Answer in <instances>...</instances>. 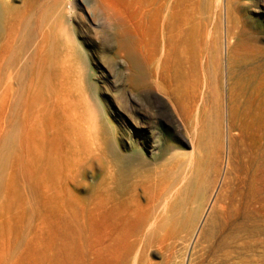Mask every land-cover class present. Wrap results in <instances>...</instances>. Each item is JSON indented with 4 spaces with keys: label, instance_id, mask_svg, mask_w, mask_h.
<instances>
[{
    "label": "bare ground",
    "instance_id": "6f19581e",
    "mask_svg": "<svg viewBox=\"0 0 264 264\" xmlns=\"http://www.w3.org/2000/svg\"><path fill=\"white\" fill-rule=\"evenodd\" d=\"M81 2L89 27L105 37L106 32L113 35L118 52L130 64L132 84H156L161 71L136 48L144 41L130 29L129 21L105 0ZM23 5L17 10L0 0V264H25L29 244H40L41 194L60 175L63 235L70 232L74 239L81 229L78 211L101 208L114 217L116 235L129 242L112 264H157L148 258L155 245L152 239H169L182 226L210 172V157L200 151L170 177V166L154 165L160 158L176 156L169 142L153 139L143 151L129 140L126 130L119 131V137L111 132L106 142L96 140L81 123L84 91L75 83L73 65L74 54L98 101L76 29L82 7L77 0H23ZM197 6L195 0H139V18L150 23L154 34H161L169 52L168 69L174 66L183 76L186 17L188 12L195 16ZM239 43L227 47L220 73L227 154L224 157L223 124L217 136L218 160L231 165L236 137L246 130L257 138L252 161L260 166L264 164V69L253 42ZM234 229L237 233L226 236V243L241 237L239 232L252 243H264V217L248 214Z\"/></svg>",
    "mask_w": 264,
    "mask_h": 264
},
{
    "label": "rangeland",
    "instance_id": "374dc122",
    "mask_svg": "<svg viewBox=\"0 0 264 264\" xmlns=\"http://www.w3.org/2000/svg\"><path fill=\"white\" fill-rule=\"evenodd\" d=\"M2 1L17 10L24 8L23 0ZM105 1L143 38V46L137 42L136 48L151 58L152 67L158 66L161 76L156 84H132L130 64L118 52L113 35L106 32L105 37L92 30L82 2L77 0L82 10L76 29L91 67V87L98 98H93L84 79V67L73 54L75 83L84 91L79 105L83 127L102 142L111 132L119 137L118 132L126 130L129 140L143 151L153 139L169 142L176 148V156L160 158L154 165L166 163L164 169L170 166V177L201 152L212 161L184 223L169 239H152L155 245L148 258L157 264H164V258L167 264H264V243H252L242 232L238 233L241 237L225 242L226 236L237 233L234 224L244 216L264 217V164L255 166L252 161L257 138L246 130L236 137L230 166L226 160L219 162L217 145L218 129L224 124L225 157L227 116L222 113L225 86L220 84V73L227 47L251 40L257 62L264 69V0H195L196 15L188 12L186 17L185 76L174 66L168 69L169 52L161 34H154L150 23L139 18V0ZM60 176L48 182L41 194L44 221L40 244H29L25 264H112L129 242L116 235V222L109 211L82 208L77 215L82 227L74 239L70 232L62 234Z\"/></svg>",
    "mask_w": 264,
    "mask_h": 264
}]
</instances>
